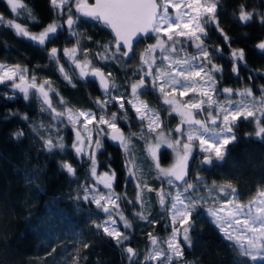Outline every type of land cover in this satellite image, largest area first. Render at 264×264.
Wrapping results in <instances>:
<instances>
[{
  "label": "snow or ice",
  "instance_id": "1",
  "mask_svg": "<svg viewBox=\"0 0 264 264\" xmlns=\"http://www.w3.org/2000/svg\"><path fill=\"white\" fill-rule=\"evenodd\" d=\"M6 3L16 19L6 20L0 14V25L13 30L17 37L35 47L45 49L67 28L75 44L63 49L52 47L47 50L48 60L55 63L63 80L72 87L76 86L73 77L85 82L91 79L103 94L104 99L96 98L93 101L99 115L91 110L76 109L59 94L50 79L38 82L34 73L29 76L27 66H9L0 62V84H11V95L4 94L5 99L13 100L18 93L25 101L35 97L40 113H47L54 122L51 126L38 121H32L29 125L30 131L42 142L44 151L49 154L72 151L78 161L88 162L84 180H91L92 183H78L77 195L73 199L78 204L95 205L96 213L105 215L106 218L100 222L92 220L97 235L102 233L122 248L129 264H195L184 258V248L192 247L190 232L195 228L193 217L204 211L231 242L236 264H264V190L258 191L247 204H242L239 203V191L230 182L218 184L212 181L209 185L199 174L194 183L188 179L190 161L195 160L197 153L203 157L199 160L201 170L226 161L229 146L237 142L235 129L241 120L254 121L257 128L255 135L264 137V85L259 87L260 95L256 96L251 87L220 88L221 81L216 79L217 75H222L223 69L213 63L215 59L230 60L231 71L237 78L239 68L247 67L244 49L231 48L232 38L220 28L218 11L221 0H94L91 4L88 0H50L54 15L60 18L66 16V19H54L39 33L16 22L21 14H26L32 23H39L31 8L22 0H6ZM170 9L174 12H170ZM254 15L258 13L246 11L245 6L241 5L238 20L246 24ZM82 17L102 24L113 33V41L104 44L97 42L101 50L94 53L95 60L103 62L105 66L132 59L140 39L155 38V43L149 44L140 53V65L133 73L139 74L140 79L128 85L130 95L117 84L111 72L105 73L102 68L94 66L87 48H81V37L76 29ZM261 23H264V16ZM210 27H215L222 35L230 50L228 56H224L219 46L212 47L205 43ZM88 39L91 40V37ZM189 46L195 50V55L187 52ZM256 48L259 54L264 55V41L259 42ZM61 54L71 71L61 63ZM174 56L181 58L175 59ZM124 66H127L126 63ZM147 90L158 93L162 106L170 109V114L175 113L180 117V124L175 129L167 133L163 130L166 125L159 111L141 99ZM177 92L179 97L188 96L189 93L193 96L182 101L176 98ZM53 95L58 97V105L53 104ZM234 96L236 99H233ZM126 103L142 125L139 136L136 133L125 135L118 126V121L129 119ZM113 105L118 106V112L109 115L107 110ZM58 107L63 111H59ZM21 119L28 121L29 117L24 115ZM65 121L75 131L70 148L60 135V126ZM173 134L176 139H172ZM24 135L22 130L13 133L16 139ZM134 137L145 141V159L149 163L137 161L133 152ZM148 137L153 139L149 140ZM105 138L115 142L125 154L127 179L136 182L135 201L128 200L126 193L121 196L115 192L117 177L110 167L107 172L98 174L97 153L102 154ZM162 146L170 149L175 156L174 163L169 167L161 166ZM60 168L72 180L79 181L77 168L70 162L62 161ZM142 168L149 171L138 176ZM144 176L159 180L161 187L154 190L143 179ZM101 186L103 192L100 191ZM202 190L204 194H201ZM145 191H155L159 206L170 213L171 233L166 238H160L149 232L148 251L142 260H138V252L132 247H125L130 237L120 231L114 217H118L125 230L133 228L120 206L121 202H126L139 206L140 210L133 213L134 218L155 224L154 219H149L150 202L145 198ZM81 192L83 195H80ZM207 204L214 206L205 209ZM217 204L218 207L215 206ZM92 215L89 209L90 219ZM83 247L86 249L89 245L84 243ZM55 251L52 248V253ZM79 258L77 250L71 257L72 264H79Z\"/></svg>",
  "mask_w": 264,
  "mask_h": 264
},
{
  "label": "trees",
  "instance_id": "2",
  "mask_svg": "<svg viewBox=\"0 0 264 264\" xmlns=\"http://www.w3.org/2000/svg\"><path fill=\"white\" fill-rule=\"evenodd\" d=\"M22 2L32 9L39 23H32L27 19L26 14H21L16 22L26 25L32 32L39 33L54 19H58L54 15L50 0H22ZM241 5L245 6L246 11H254L258 15H254L246 24L240 22L238 14ZM0 14L6 20L16 19L6 0H0ZM262 16H264V0H221L218 11L220 28L232 38L231 48L244 49L247 67L239 68V78H237L231 71L230 60L215 59L213 63L223 69L222 75L216 76V79L221 81L220 88L251 85L258 91L259 87L264 85V75H255V73H264V55L259 54L256 48L259 42L264 41ZM76 30L81 37V48L89 50L94 66L102 68L105 73L111 72L122 90L130 95L131 89L128 85L139 82L140 79L139 74L133 75L139 67L136 64L137 53L126 62L105 66L103 62L95 60L94 53L101 50L97 47V42L104 44L113 41L110 31L100 23L83 17ZM208 34L209 38L205 43L212 47L219 46L224 56H228L229 47L216 28L210 27ZM88 37H91V40ZM151 40L152 38L148 40L149 43ZM75 42V39L69 37L68 31L64 29L54 42L48 43L45 49H41L17 37L13 30L0 25V62L6 65L27 66L30 76L34 73L38 80L50 79L59 94L69 101L70 106L91 110L99 115V109L93 103L96 98L104 99L98 84L91 79L85 82L73 77L76 86L72 87L63 80L56 70L55 63L50 62L47 57V50L50 48L69 47ZM143 44L145 43L140 41L137 49ZM186 50L189 54H196L190 46ZM209 51L211 52V48ZM63 58L61 54V63L65 65L66 70L71 71ZM250 76L252 79H249ZM4 94L11 95V92L5 84H0V264H72L71 257L77 250L80 253L79 264H129L122 248L117 247L113 240L102 233L97 235L94 229L92 220L100 222L101 217L105 215L96 213L95 205L83 202L78 204L73 199L77 195L78 183H92L91 180H84L85 172L89 167L88 162L78 161L72 151L64 153L57 151L52 154L44 151L42 142L30 131L29 125L32 121H38L51 126L54 122L51 121L50 116L47 113H40L39 102L35 98L25 101L22 95L17 94L15 99L9 100L5 99ZM141 96L150 107L159 111L166 130L175 129L180 124L177 115L170 114L169 109L162 106V99L159 98L158 93L147 90ZM53 104L58 105L55 101ZM125 107L128 109L129 121L134 124L138 132L136 134L139 136L142 125L127 103ZM58 110L60 111L59 107ZM24 115L29 117L28 121L21 119ZM124 124L118 121V126L126 129ZM20 130L25 135L20 139L14 138L13 133ZM256 130L254 121L241 120L235 129L237 142L229 146L230 151L226 161L211 168L206 167L200 172L204 182L209 185L212 181L218 184L230 182L240 193L239 203H247L258 191L264 190V137H257ZM60 135L64 137L65 144L70 148L74 140L72 130L67 125L60 126ZM133 139L135 156L139 159L142 157V161L149 163L145 159V141L135 137ZM169 157V151H164L162 162L166 163ZM138 158L136 159L139 162ZM65 160L77 168L79 181L72 180L61 170L60 163ZM97 160L99 170L102 172H107L109 167L115 171L117 177L114 184L115 192L121 196L126 193L128 200L135 201L136 182L127 179L123 150L110 139L105 138L102 154H97ZM191 174L192 170L190 177ZM149 185L154 190L161 187V183L154 177L149 180ZM100 191H104L103 187H100ZM201 194H204L203 190ZM80 195L83 193L81 192ZM145 198L150 202L149 219H154L155 224L133 217V213L140 210L138 205L133 206L126 202L120 204L127 219L133 225L131 230H125L122 224L120 226L130 237L125 247L135 249L139 254L138 260H142L148 251L149 232L160 238H166L171 233L169 212L159 206L156 192L145 191ZM213 206L207 204L205 209ZM89 209L93 213L91 219ZM193 219L195 228L190 232L192 247L184 248V258L195 264H236L233 249L230 247L231 242L224 237L205 212H198ZM84 243L89 247L85 249ZM52 248L56 249L55 253H52Z\"/></svg>",
  "mask_w": 264,
  "mask_h": 264
},
{
  "label": "rangeland",
  "instance_id": "3",
  "mask_svg": "<svg viewBox=\"0 0 264 264\" xmlns=\"http://www.w3.org/2000/svg\"><path fill=\"white\" fill-rule=\"evenodd\" d=\"M73 2H74V0H73ZM93 2V0H88V3L89 4H91ZM170 12H174V10L173 9H170ZM62 19H66V16L65 17H63V18H60V17H58V19L57 20H62ZM66 30H67V28H65ZM68 36H69V33H68ZM70 37V36H69ZM153 43H155V38L153 37L152 38V40H151V42L149 43V44H153ZM148 44V45H149ZM74 44H72V45H70L69 46V48L70 47H72ZM148 45H142V46H140L139 47V49H138V51H137V62H136V64H138V66L140 65V53L141 52H143L144 51V49L148 46ZM57 48H59V49H63L61 46H56ZM67 47V46H66ZM51 49V48H50ZM157 55H158V53H157ZM62 57H63V55H62ZM174 58L175 59H180L181 57L180 56H174ZM63 60H65L64 58H63ZM216 64V63H215ZM9 66H14V65H9ZM29 76H30V74H29ZM39 81H41V80H38V82ZM116 82H117V84L119 85V82L116 80ZM54 86V85H53ZM5 87L8 89V90H10V88H11V84L9 83V84H5ZM55 87V86H54ZM246 87H251L252 89H253V92H254V95H256V96H259L260 95V93L258 92V91H256V90H254V88L251 86V85H249V86H246ZM231 88H233V89H243V88H245V87H239V86H232ZM57 90V89H56ZM19 94V93H18ZM176 95V98L178 99V100H182V101H187V100H189L192 96H193V94L192 93H189V95L188 96H185V97H179V94H178V92L175 94ZM32 98H35V97H31L30 99H32ZM52 99H53V102L55 101V104H58V97H56L55 95H53V97H52ZM141 99H142V96H141ZM223 99V97H221V100ZM233 99H236V97L234 96L233 97ZM56 101H57V103H56ZM111 110H116V112H118V106L117 105H113V106H110L109 108H108V114H111L112 112H110ZM60 111H63V109L62 108H60ZM169 111H170V109H169ZM119 115H121L122 116V113H118ZM174 115H177V114H175V113H173ZM205 115H206V113H205ZM177 117L179 118V122H180V117L177 115ZM197 118H201L200 116H197ZM130 120V118L127 120V121H124V120H120V122L122 123H125L124 124V126H126V129H121L122 131H123V133L125 134V135H128L129 133H138L137 132V130L135 129V126H134V124L133 123H131V121H129ZM162 120V119H161ZM163 121V120H162ZM68 126L71 130H72V133H73V135H74V139H75V133H74V130H73V128H72V126L71 125H69V124H67V121H65V124H64V126ZM63 126V125H62ZM91 127V126H90ZM106 127V126H105ZM120 127V126H119ZM133 128H134V130H133ZM163 130L167 133L168 132V130H166V128L164 127L163 128ZM110 131V130H109ZM93 137L95 138V132H93ZM177 137L175 136V134H173V136H172V139H176ZM148 139L149 140H152L153 139V137H148ZM104 140L105 139H103V145H104ZM134 143V139L132 140V144ZM164 151H169V155H170V157L167 159V161H166V163H163L162 162V153L164 152ZM98 154V153H97ZM136 158H138L137 156H135ZM203 157H202V155H200L199 153H197L196 154V158H195V160H192L191 161V170H192V174H191V177H190V179H189V181L190 182H193L194 183V180H195V174H196V176H197V174H199L200 176H201V174H200V172L202 171L201 170V165L199 164V160H201ZM139 159V158H138ZM140 161H142L143 159H142V157H140V159H139ZM174 161H175V156H174V154L172 153V151L170 150V149H166L165 147H163L162 146V149H161V156H160V163H161V166L162 167H169V166H171L173 163H174ZM144 163L146 162V161H143ZM89 165V164H88ZM204 170V169H203ZM149 171V169H147V168H142L141 170H140V172H138L137 173V175L139 176L141 173H147ZM100 173H103L101 170H99V167H98V174H100ZM152 177H148V176H144L143 177V179H145L146 181H147V183L149 184V180L151 179ZM159 181V180H158ZM160 182V181H159ZM161 183V182H160ZM102 187V186H101ZM165 187H167V186H165ZM169 190H171V189H169ZM103 192V191H102ZM242 204H247V203H242ZM169 217H170V213H169ZM106 217L104 216V217H101V220H103V219H105ZM115 219H117V224H118V226H119V229H120V231H122L123 229L122 228H120V226H121V222L119 221V219H118V217H114ZM169 221H170V225H171V220H170V218H169ZM217 226V225H216ZM218 227V226H217ZM219 228V227H218ZM219 230H220V228H219ZM123 232V231H122ZM223 234V233H222ZM234 234H236V233H234ZM183 241H181V243H182ZM154 264H155V262H153ZM181 264H183V262H181Z\"/></svg>",
  "mask_w": 264,
  "mask_h": 264
},
{
  "label": "flooded vegetation",
  "instance_id": "4",
  "mask_svg": "<svg viewBox=\"0 0 264 264\" xmlns=\"http://www.w3.org/2000/svg\"><path fill=\"white\" fill-rule=\"evenodd\" d=\"M148 40H149V39H148ZM148 40H142V41L145 43L144 45H148V44H149V41H148ZM142 41H141V42H142ZM138 45H139V43H138ZM138 45L135 47V55H136L137 50H138V49H137V48H138ZM120 128H121V127H120ZM121 129H123V128H121ZM190 165H192V164H191V161H190Z\"/></svg>",
  "mask_w": 264,
  "mask_h": 264
},
{
  "label": "water",
  "instance_id": "5",
  "mask_svg": "<svg viewBox=\"0 0 264 264\" xmlns=\"http://www.w3.org/2000/svg\"><path fill=\"white\" fill-rule=\"evenodd\" d=\"M93 2H94V0H93ZM92 2V3H93ZM102 25V24H101ZM103 26V25H102ZM104 28H106L105 26H103ZM106 29H108L109 31H110V33H111V35L113 36V33H112V31L109 29V28H106ZM142 40H147V39H144V38H142V39H140V41H142ZM139 41V42H140ZM59 49V48H58ZM74 133H75V131H74ZM113 143H115V142H113ZM116 144V143H115ZM189 177H190V174H189ZM189 177H188V179H189Z\"/></svg>",
  "mask_w": 264,
  "mask_h": 264
}]
</instances>
